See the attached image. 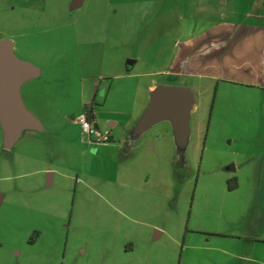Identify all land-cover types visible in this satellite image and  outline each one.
<instances>
[{
    "label": "rangeland",
    "instance_id": "374dc122",
    "mask_svg": "<svg viewBox=\"0 0 264 264\" xmlns=\"http://www.w3.org/2000/svg\"><path fill=\"white\" fill-rule=\"evenodd\" d=\"M232 1L0 0V41L39 70L21 98L43 125L11 148L0 125V264H264V93L155 76L195 93L187 148L165 122L136 140L109 124L131 109L127 61L157 70L179 19L229 18ZM91 111L100 139L78 123Z\"/></svg>",
    "mask_w": 264,
    "mask_h": 264
},
{
    "label": "crops",
    "instance_id": "0c3cea01",
    "mask_svg": "<svg viewBox=\"0 0 264 264\" xmlns=\"http://www.w3.org/2000/svg\"><path fill=\"white\" fill-rule=\"evenodd\" d=\"M85 1L79 0L75 10L83 7ZM242 2H248L250 7L254 0H236L235 5L233 0L229 18L222 12L215 19H179L181 25L173 31L176 37L170 53L157 70L136 71L138 58L128 60L125 71L117 77L133 80L124 89L132 95L131 109L115 113L117 117L109 122L112 130L119 127L126 138L132 139V131L151 101V92L159 85H169L155 80V76L188 79L199 95L214 87L219 90L221 86L264 93V5H255L251 12L240 15L237 5ZM164 14L168 18L170 9ZM170 33L167 29L163 37L167 39ZM92 125L98 127L96 119Z\"/></svg>",
    "mask_w": 264,
    "mask_h": 264
},
{
    "label": "water",
    "instance_id": "95a60500",
    "mask_svg": "<svg viewBox=\"0 0 264 264\" xmlns=\"http://www.w3.org/2000/svg\"><path fill=\"white\" fill-rule=\"evenodd\" d=\"M74 0L72 9L78 7ZM39 70L18 59L11 41H0V125L6 148L13 147L23 131H42L43 125L23 104L21 87L36 78ZM195 94L190 88L157 86L151 92V101L132 131L136 140L155 125H170L175 144L187 148L190 135V115L195 106Z\"/></svg>",
    "mask_w": 264,
    "mask_h": 264
},
{
    "label": "built area",
    "instance_id": "2783aa9c",
    "mask_svg": "<svg viewBox=\"0 0 264 264\" xmlns=\"http://www.w3.org/2000/svg\"><path fill=\"white\" fill-rule=\"evenodd\" d=\"M78 123L81 125L82 131L84 134L88 136L96 135L98 139H100L102 136L100 133L96 131L94 126L92 125V122H90L86 116H82L78 119Z\"/></svg>",
    "mask_w": 264,
    "mask_h": 264
},
{
    "label": "trees",
    "instance_id": "16d2710c",
    "mask_svg": "<svg viewBox=\"0 0 264 264\" xmlns=\"http://www.w3.org/2000/svg\"><path fill=\"white\" fill-rule=\"evenodd\" d=\"M86 118L90 121V122H95V116L93 114V112H89L86 114Z\"/></svg>",
    "mask_w": 264,
    "mask_h": 264
},
{
    "label": "flooded vegetation",
    "instance_id": "af4514ba",
    "mask_svg": "<svg viewBox=\"0 0 264 264\" xmlns=\"http://www.w3.org/2000/svg\"><path fill=\"white\" fill-rule=\"evenodd\" d=\"M8 40V39H7ZM9 41H11V40H9ZM13 44V43H12ZM13 49H14V47H13ZM13 52H14V50H13ZM236 188V187H235ZM235 188H230V190H235Z\"/></svg>",
    "mask_w": 264,
    "mask_h": 264
}]
</instances>
